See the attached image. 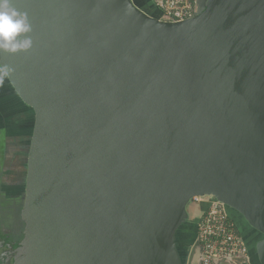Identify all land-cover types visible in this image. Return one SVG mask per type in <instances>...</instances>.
I'll list each match as a JSON object with an SVG mask.
<instances>
[{"label": "water", "instance_id": "95a60500", "mask_svg": "<svg viewBox=\"0 0 264 264\" xmlns=\"http://www.w3.org/2000/svg\"><path fill=\"white\" fill-rule=\"evenodd\" d=\"M149 7L0 0L1 74L33 125L13 264H200L195 197L264 264V0Z\"/></svg>", "mask_w": 264, "mask_h": 264}, {"label": "flooded vegetation", "instance_id": "af4514ba", "mask_svg": "<svg viewBox=\"0 0 264 264\" xmlns=\"http://www.w3.org/2000/svg\"><path fill=\"white\" fill-rule=\"evenodd\" d=\"M152 0H137L146 7ZM209 0H197L196 14L204 10ZM0 67V76H2ZM0 77V264H13L25 231L22 210L25 202L27 161L32 133V110L17 95L4 76ZM5 82V84H1ZM5 109V111H4ZM194 203V202H193ZM202 209V204L194 203ZM196 209V208H195ZM201 211V210H200ZM201 212L191 209L187 225L196 233ZM239 233L244 238L250 256L255 262L251 246V232L238 221ZM253 233V232H252Z\"/></svg>", "mask_w": 264, "mask_h": 264}, {"label": "built area", "instance_id": "2783aa9c", "mask_svg": "<svg viewBox=\"0 0 264 264\" xmlns=\"http://www.w3.org/2000/svg\"><path fill=\"white\" fill-rule=\"evenodd\" d=\"M165 18L183 22L195 16L197 0H152ZM194 203L205 204L200 216L197 240L201 249L200 264H215L222 259L243 258L250 264L249 251L237 223L231 218L227 207L212 197H195Z\"/></svg>", "mask_w": 264, "mask_h": 264}, {"label": "trees", "instance_id": "16d2710c", "mask_svg": "<svg viewBox=\"0 0 264 264\" xmlns=\"http://www.w3.org/2000/svg\"><path fill=\"white\" fill-rule=\"evenodd\" d=\"M137 1V0H136ZM152 2V1H151ZM138 3V2H137ZM150 4L151 3H149L148 5H146V7H144V8H148V9H151L149 6H150ZM143 7V6H142ZM235 222H237V221H235ZM237 225H238V222H237Z\"/></svg>", "mask_w": 264, "mask_h": 264}, {"label": "crops", "instance_id": "0c3cea01", "mask_svg": "<svg viewBox=\"0 0 264 264\" xmlns=\"http://www.w3.org/2000/svg\"><path fill=\"white\" fill-rule=\"evenodd\" d=\"M255 262H256V260H255ZM257 263V262H256ZM215 264H222L221 263V261L220 260H218V261H216V263ZM257 264H259V263H257Z\"/></svg>", "mask_w": 264, "mask_h": 264}]
</instances>
